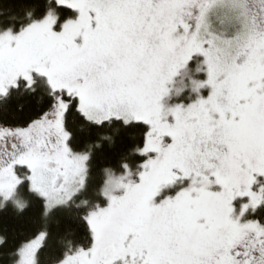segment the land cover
<instances>
[{
	"label": "snow or ice",
	"instance_id": "snow-or-ice-1",
	"mask_svg": "<svg viewBox=\"0 0 264 264\" xmlns=\"http://www.w3.org/2000/svg\"><path fill=\"white\" fill-rule=\"evenodd\" d=\"M0 264H264V0H0Z\"/></svg>",
	"mask_w": 264,
	"mask_h": 264
}]
</instances>
